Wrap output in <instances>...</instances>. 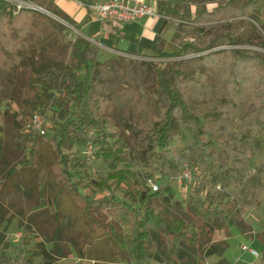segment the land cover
<instances>
[{
  "label": "trees",
  "instance_id": "obj_1",
  "mask_svg": "<svg viewBox=\"0 0 264 264\" xmlns=\"http://www.w3.org/2000/svg\"><path fill=\"white\" fill-rule=\"evenodd\" d=\"M30 1L81 30L82 26L52 0ZM213 3L217 6L212 11L207 10L206 6ZM192 5L197 6L195 10ZM160 10L171 19L197 23L203 30L210 22L226 20L217 26L218 37L210 46L194 47L186 43L182 50L168 53L164 50L166 40L162 36L155 45L143 46L160 57L179 56L181 52L199 53L219 45L220 41L237 46L241 36L255 44L264 42L260 32V29L264 31V0H163ZM236 17L245 18L236 22L245 27L237 37L231 33L233 24L227 21ZM65 29L63 24L36 9L23 8L14 14V6L0 0V71L22 67L27 82L19 100V112L27 116L23 121L17 114L16 133L12 138L13 145L27 154L7 171L3 181L21 168H33L45 184L46 171L38 162L40 140L43 139L56 154L53 171L62 183V189L81 210L89 229L103 238L114 261L121 264L151 261L159 255L154 245L176 264L175 253L182 259L191 260L197 251L207 246V254H215L217 244L197 236L207 234V226L211 231L210 222L216 221L218 215L232 224L238 214L235 200H230L224 191L233 176L234 167L229 166L233 156L230 153L223 155L225 151L217 141L222 126L229 119L230 108L246 100L244 138L260 142L256 132L264 127V53L234 47L225 49L221 55L209 52L188 60L169 61L164 67L155 65L156 80L147 91L129 90L132 104L149 114L148 118L132 122L129 141L125 132L118 128L114 99L109 94L95 91L99 82L95 74L89 82L81 78L80 70L89 67L93 43L85 38L66 41L61 34ZM177 35L178 30L173 40ZM124 38L137 47L142 45L138 38L129 34ZM111 66H117L116 59L102 64V67ZM222 69L217 105L203 115L196 114L191 110L188 94ZM37 111L47 118L45 135L24 129L27 120ZM189 122L195 127L192 136L184 127ZM110 139L114 141L110 142ZM89 142L99 145L94 154L103 160V166L95 174L83 153ZM187 148H192L194 162L202 171H207L208 158L219 161L215 181L223 190L207 192L206 197L197 192L188 205L190 210L186 211L189 218L182 219L160 202L169 200L172 187L152 193L149 181L153 179L154 170L165 175L175 166L176 156ZM234 159L241 160L239 152ZM137 165L144 167L138 169ZM43 196L41 193L45 202ZM53 206L57 208V198ZM198 221L203 223L196 225ZM240 222L249 227L244 220ZM9 223L0 201V259L6 257L5 251L9 247L3 239V231ZM21 223L25 234L22 245L26 247L32 242L33 229L24 220ZM160 236H163L162 242ZM57 239L58 229L55 228L53 249L45 242H38L21 251L31 258L42 256L45 264H55L60 256H64L56 250ZM221 244L220 251L224 252L227 243Z\"/></svg>",
  "mask_w": 264,
  "mask_h": 264
},
{
  "label": "rangeland",
  "instance_id": "obj_2",
  "mask_svg": "<svg viewBox=\"0 0 264 264\" xmlns=\"http://www.w3.org/2000/svg\"><path fill=\"white\" fill-rule=\"evenodd\" d=\"M149 1L155 5L161 15L158 31L160 30V36L166 40L164 50L168 53L182 50L183 44L186 43L193 44L194 47L198 45L210 46L211 41L218 37L217 26L226 21L210 22L206 30H203L199 24L194 22L183 23L178 19L169 17L166 19L167 16L160 10L163 0ZM216 6L217 4L213 3L208 4L206 8L212 11ZM196 7V5H192L193 10ZM91 13V16H95L93 12ZM51 18L66 27L61 33L66 41H75L79 38L92 41L93 48L89 67L88 69L83 67L80 70L81 78L89 82L92 74H95L99 80L95 86V91L109 94L114 99L118 128L125 132V137L129 141L132 138V122L149 116L147 110L141 111L132 104L129 90L147 91V88L156 80L155 70H153L155 65L164 67L169 61L188 60L209 52L221 55L225 49L234 47L250 48L264 53V42L255 44L250 39L241 36L238 37L240 44L237 46L220 41L219 45L199 53L181 52L179 56L160 57L145 47L131 51L129 48L132 43L129 39L124 38L125 34L121 33L122 37L118 40V37L112 38L118 44V47L115 48L101 41L100 38L102 37L90 39L83 30L77 29L63 19ZM240 19L245 18L236 17L227 20L233 24L231 33L236 37L245 28L240 23H236ZM88 20H90L89 16ZM96 20L94 18L95 22ZM98 27V25H92L94 30ZM118 27L123 29L127 27V24L120 23ZM118 27H113L112 31L116 32ZM177 30V38L173 40ZM260 32L264 36L262 29ZM111 59H116V67H102V64ZM223 70L212 74L202 85L195 86L192 89L193 93L188 94L187 99L191 110L196 114L203 115L208 109L217 105L219 88L223 80ZM26 85L24 68L14 66L5 71H0V201L4 206L6 217L10 220L8 228L3 231V239L9 243V247L5 251L6 257L0 259V264H45L42 256L31 258L28 253H23L21 250L38 242H45L49 249H53L55 228L58 229V239L56 240L58 247L56 250L59 252L58 254L64 255L60 256L55 264H76L78 262L80 264H121L111 258L108 245L102 237H99L98 233L89 229L88 222L81 210L76 207L69 193L62 189V183L57 180L53 171L57 157L48 142L43 139L40 140L38 158L39 164L46 171L45 184L41 183L36 170L21 168V165L17 174L5 182L3 181L7 171L15 163L18 164L22 157L27 154L13 145L12 142L16 133L17 114L23 118V121L27 116L19 112V100L26 89ZM247 107L248 101L243 100L237 106L230 108L229 119L222 126L217 141V144L225 151L223 155L226 156L230 153V156H233L229 160V166L234 167L233 176L229 187L224 191L230 200H235L237 217L232 219V224H229L228 219L218 215L216 221L210 222L212 230L210 231L207 226V234L200 233L197 236L198 238L201 237L203 241L217 244L218 251L215 254L208 255L207 246L197 251L191 260L189 258L182 259L175 253L177 264H264V127L256 132V137L261 138L260 142H253V139L244 138L246 120L243 115ZM184 127L189 136L195 133L193 123H186ZM111 141L114 139H110ZM189 144H192L191 137ZM98 148L99 145L94 144V151ZM237 152H239L240 161L234 159ZM95 154L88 159L92 166V174H95L98 168L103 166V160ZM194 158L192 148H187L183 153L176 156L173 168L169 169L165 175L154 170L152 179L159 186L158 191L151 188L152 193L163 192L167 186L172 187V196L166 193L169 200L160 202L182 219L189 218L186 211L190 210L188 205L191 198H196L197 192L206 197L207 192L223 190L222 186L215 181L219 170V161L212 157L208 158L207 171H202V168L194 162ZM141 167L144 166L137 165L138 169ZM187 168L192 172V180L183 177V172ZM41 193L44 194L45 202H43ZM55 198H57V208L53 206ZM23 220L30 224L33 229L30 235L32 242L26 247L22 245V238L25 235L21 223ZM240 220H244L249 227H244ZM201 223L203 221H198L196 225ZM222 226H224L223 229ZM160 240L162 242L163 236H160ZM222 242L227 243L224 252L220 251L223 246ZM1 244L0 242V250ZM244 244L258 251L260 256L256 257L250 251H244L242 248ZM154 246L155 252H159V255L152 257V262L155 264H176L157 245ZM184 248L183 250H186V247Z\"/></svg>",
  "mask_w": 264,
  "mask_h": 264
},
{
  "label": "built area",
  "instance_id": "obj_3",
  "mask_svg": "<svg viewBox=\"0 0 264 264\" xmlns=\"http://www.w3.org/2000/svg\"><path fill=\"white\" fill-rule=\"evenodd\" d=\"M10 5L14 6V14H17L23 8H31L41 11H48L43 7L36 5L30 0H3ZM91 10L96 15L97 19L102 23L103 26L115 27L120 23H131L136 22L142 18H161L157 8L149 0H107L98 1L90 5ZM51 13L50 11H48ZM53 14V13H51ZM57 16V15H56ZM60 18V17H59ZM166 19L168 17H165ZM47 118L41 112H35L26 122L25 131H34L40 135H45L47 132L46 128ZM94 145L87 143L83 148V153L90 159L94 155ZM183 177L187 180H192L193 175L190 169H185ZM149 186L154 190L158 191V184L150 180ZM244 251H250L254 256L259 257L258 251L251 249L248 245L242 246ZM76 264H80L79 262ZM143 264H155L152 261H146Z\"/></svg>",
  "mask_w": 264,
  "mask_h": 264
},
{
  "label": "crops",
  "instance_id": "obj_4",
  "mask_svg": "<svg viewBox=\"0 0 264 264\" xmlns=\"http://www.w3.org/2000/svg\"><path fill=\"white\" fill-rule=\"evenodd\" d=\"M53 3L71 16L77 23L82 27L81 30L88 36L90 39H98L100 37L101 41L105 42L107 45L117 48L118 44L113 37H118L120 39L122 34H129L131 37H136L141 42V46L137 47L134 43L129 48L131 51H136L139 48H144L143 46L155 45L158 42V38L161 35L158 28L161 24V20L156 18H142L136 22L126 23V28H119L114 32L113 27H105L95 16H91L93 12L90 8V5L98 1H107V0H52ZM94 13V12H93ZM80 16V17H79ZM88 16L90 20L87 21ZM94 18L97 19L96 22ZM159 22V23H158ZM92 25H98V29H92ZM89 27V28H88ZM109 29V30H108ZM161 29V28H160ZM108 30V31H107ZM92 42V41H91ZM120 50V49H119Z\"/></svg>",
  "mask_w": 264,
  "mask_h": 264
},
{
  "label": "water",
  "instance_id": "obj_5",
  "mask_svg": "<svg viewBox=\"0 0 264 264\" xmlns=\"http://www.w3.org/2000/svg\"><path fill=\"white\" fill-rule=\"evenodd\" d=\"M41 11V10H40ZM43 13H46L47 15H49V16H51V17H53V16H55V17H57V18H59L58 16H56L55 14H49V12L48 11H42ZM55 17H53V18H55ZM56 19V18H55ZM59 20V19H58ZM61 20V19H60Z\"/></svg>",
  "mask_w": 264,
  "mask_h": 264
},
{
  "label": "bare ground",
  "instance_id": "obj_6",
  "mask_svg": "<svg viewBox=\"0 0 264 264\" xmlns=\"http://www.w3.org/2000/svg\"><path fill=\"white\" fill-rule=\"evenodd\" d=\"M51 14V13H50ZM54 17V16H53ZM57 18V17H56Z\"/></svg>",
  "mask_w": 264,
  "mask_h": 264
}]
</instances>
